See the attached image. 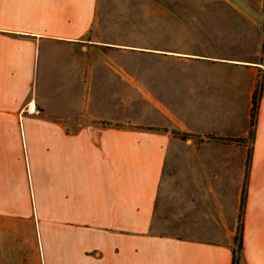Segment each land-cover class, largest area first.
Segmentation results:
<instances>
[{
    "label": "crops",
    "instance_id": "0c3cea01",
    "mask_svg": "<svg viewBox=\"0 0 264 264\" xmlns=\"http://www.w3.org/2000/svg\"><path fill=\"white\" fill-rule=\"evenodd\" d=\"M204 1L140 52L106 0H0V264H232L243 192L264 264V0Z\"/></svg>",
    "mask_w": 264,
    "mask_h": 264
},
{
    "label": "rangeland",
    "instance_id": "374dc122",
    "mask_svg": "<svg viewBox=\"0 0 264 264\" xmlns=\"http://www.w3.org/2000/svg\"><path fill=\"white\" fill-rule=\"evenodd\" d=\"M204 0H106V5L102 9L108 7L110 14V24L112 27L106 28L109 41L122 46L108 47L111 51H140L146 50L137 49L134 47L144 46L149 47L152 31L162 36L166 33L167 27L163 26L168 22L181 21L186 19L191 14H199ZM185 15V18H183ZM190 19V17H189ZM159 23L156 27L152 24ZM196 38L207 37L206 29L192 28L188 29ZM201 35V36H200ZM149 52V51H147ZM224 53L234 54L235 49H225ZM247 54L248 51H237ZM217 62V66L221 69H227L237 63H232L226 60L211 61ZM128 67H149V59H127ZM209 65V64H208Z\"/></svg>",
    "mask_w": 264,
    "mask_h": 264
},
{
    "label": "trees",
    "instance_id": "16d2710c",
    "mask_svg": "<svg viewBox=\"0 0 264 264\" xmlns=\"http://www.w3.org/2000/svg\"><path fill=\"white\" fill-rule=\"evenodd\" d=\"M263 26H264V23H263ZM261 89H262V81L260 80L256 84V88L254 90L253 97H252V107H251V112H250V131H249V137L250 138H252L253 134H254L256 119H257L258 106H259V101H260V97H261ZM180 138L184 139L185 135H181ZM243 205H244V192L242 195L237 232H236V236L234 238L236 248L233 249V252H232V264H240V255H241V250H242Z\"/></svg>",
    "mask_w": 264,
    "mask_h": 264
}]
</instances>
